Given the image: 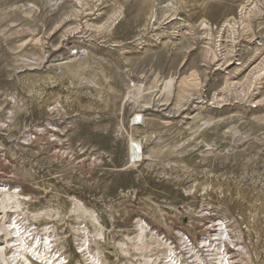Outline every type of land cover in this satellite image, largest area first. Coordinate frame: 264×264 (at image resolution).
I'll return each instance as SVG.
<instances>
[{
	"label": "rangeland",
	"instance_id": "obj_1",
	"mask_svg": "<svg viewBox=\"0 0 264 264\" xmlns=\"http://www.w3.org/2000/svg\"><path fill=\"white\" fill-rule=\"evenodd\" d=\"M0 264H264V0H0Z\"/></svg>",
	"mask_w": 264,
	"mask_h": 264
},
{
	"label": "bare ground",
	"instance_id": "obj_2",
	"mask_svg": "<svg viewBox=\"0 0 264 264\" xmlns=\"http://www.w3.org/2000/svg\"><path fill=\"white\" fill-rule=\"evenodd\" d=\"M146 8V7H145ZM190 78V77H189ZM169 79V78H168ZM188 79V78H187ZM167 81V80H166ZM169 81V80H168ZM193 81V80H192ZM141 87V86H140ZM189 87V86H188ZM139 89V88H138ZM140 91V90H139ZM138 95V94H137ZM132 138V137H131ZM136 139V138H135ZM140 143V142H139ZM138 143V140H130L129 142V150H130V157L134 160H139L140 157H142V151L141 146Z\"/></svg>",
	"mask_w": 264,
	"mask_h": 264
}]
</instances>
